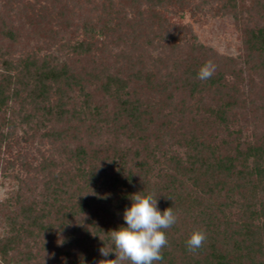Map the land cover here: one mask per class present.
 Wrapping results in <instances>:
<instances>
[{"label":"trees","instance_id":"trees-1","mask_svg":"<svg viewBox=\"0 0 264 264\" xmlns=\"http://www.w3.org/2000/svg\"><path fill=\"white\" fill-rule=\"evenodd\" d=\"M249 1L4 0L0 177L19 186L0 200V264L115 259L99 249L139 192L178 216L159 264H264V0ZM207 7L233 15L243 53L176 20Z\"/></svg>","mask_w":264,"mask_h":264},{"label":"clouds","instance_id":"clouds-1","mask_svg":"<svg viewBox=\"0 0 264 264\" xmlns=\"http://www.w3.org/2000/svg\"><path fill=\"white\" fill-rule=\"evenodd\" d=\"M216 69L212 60L206 61L199 68L197 79H211ZM130 199L132 204L123 215L127 226L110 230L111 243L99 249L103 257L114 252L115 259H101L97 264H159L163 260L162 250L169 243L166 230L177 223V214L172 207L161 212L157 197L151 193H134ZM206 239V231L194 230L186 241L188 251L196 252Z\"/></svg>","mask_w":264,"mask_h":264},{"label":"rangeland","instance_id":"rangeland-1","mask_svg":"<svg viewBox=\"0 0 264 264\" xmlns=\"http://www.w3.org/2000/svg\"><path fill=\"white\" fill-rule=\"evenodd\" d=\"M28 1V0H27ZM34 1V0H30ZM246 5L250 3L245 0ZM4 0H0V10L5 11L3 7ZM177 22L190 25L197 38L205 45L212 47L215 51L225 54L238 56L243 53V44L241 33L236 25L235 19L231 14H221L214 7H207L205 11L192 15L185 11L176 17ZM245 87L248 90L249 75L245 74ZM248 124V133L251 126ZM19 186V181L9 176L0 177V200L4 201L7 197L15 193ZM3 219V216H2ZM0 217V234L6 231V226Z\"/></svg>","mask_w":264,"mask_h":264}]
</instances>
